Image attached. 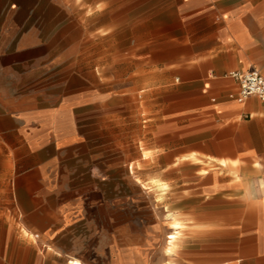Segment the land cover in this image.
Masks as SVG:
<instances>
[{
  "label": "crops",
  "instance_id": "obj_1",
  "mask_svg": "<svg viewBox=\"0 0 264 264\" xmlns=\"http://www.w3.org/2000/svg\"><path fill=\"white\" fill-rule=\"evenodd\" d=\"M252 68L264 0H0V264H264V101L229 96ZM138 75L159 214L121 191Z\"/></svg>",
  "mask_w": 264,
  "mask_h": 264
},
{
  "label": "rangeland",
  "instance_id": "obj_2",
  "mask_svg": "<svg viewBox=\"0 0 264 264\" xmlns=\"http://www.w3.org/2000/svg\"><path fill=\"white\" fill-rule=\"evenodd\" d=\"M73 50L76 52H79L81 50V44L79 43V40H76V42H74ZM93 50L96 51L95 46ZM106 62H107L106 64L111 65V61H106ZM109 65H108L109 68L106 70V75H105L106 86L112 87L114 85L117 86L118 84L128 82L129 77L127 76L126 77L125 76H122V77L114 76L113 69ZM137 87H138V90L136 92L132 91L130 93L131 101L135 99V102H136V110H135L136 122L134 126L131 125L130 127L131 130L133 127L136 130V134H137L136 146L129 144L127 135L122 136V158L124 157L127 160H133V162L131 163L133 172L130 173L129 170L125 174L122 172L121 191H122V194H129V193L134 194L135 193L137 202H138V211L143 212V213L150 211L151 205L149 204L150 203L149 201L154 195L157 202L152 204V207H153L152 209L159 214L164 209L170 210V211L175 210V209H172L170 205L161 203L162 195L160 191H156L154 189L153 191L147 193L146 190L141 186L142 183L139 182V179H140V181L144 183L145 177L146 176L148 177V174L149 176H151L148 171L144 170L145 164L143 163L141 156H140V155H143L146 157L150 155V153L145 150L143 141H141L142 135L144 134V126H143L144 121L143 120L146 119L147 116L150 114V109H148V107L146 106V100L149 96V93L146 91L145 79L143 76H139V75L137 76ZM111 94L113 93L111 92ZM130 111L132 112L133 110H132V107L131 109L129 108L128 102L124 104V106L122 105V111H121L122 115L128 116ZM106 131L116 132L117 129L115 128L113 130L112 126L109 125V127L106 128ZM128 131H129V126L127 125L125 128L122 129L121 132L122 134H125V133L127 134ZM129 180L136 183V186H134V184L132 183L129 186L128 184ZM154 192L156 194H152ZM167 224L169 225L170 223H167Z\"/></svg>",
  "mask_w": 264,
  "mask_h": 264
},
{
  "label": "built area",
  "instance_id": "obj_3",
  "mask_svg": "<svg viewBox=\"0 0 264 264\" xmlns=\"http://www.w3.org/2000/svg\"><path fill=\"white\" fill-rule=\"evenodd\" d=\"M229 75L234 78L238 84L237 94H230L231 98L238 102L244 101L248 96L255 95L264 101V77L257 69H248L244 71H230Z\"/></svg>",
  "mask_w": 264,
  "mask_h": 264
},
{
  "label": "bare ground",
  "instance_id": "obj_4",
  "mask_svg": "<svg viewBox=\"0 0 264 264\" xmlns=\"http://www.w3.org/2000/svg\"><path fill=\"white\" fill-rule=\"evenodd\" d=\"M139 182L142 183L141 185L144 187V183L141 182L140 179H139ZM180 223H181V222H180ZM180 223H179L177 220H171V221H170V224H169V227H170L171 229H172V228H173V229H174V228L176 229V228H178V227L181 226ZM181 224H182V223H181ZM176 230L178 231V229H176ZM172 231H173V230H172ZM177 233H178V232H177ZM171 234H172V235H170V236L172 237V239H170L169 242H171V241L176 237V235H175L174 232H172ZM170 236H169V238H171ZM170 246H171V245H170ZM172 246H173V245H172ZM172 246H171V247H172ZM171 247H170V248H171ZM166 250H167V249H166ZM75 264H80V263L77 262V261H75Z\"/></svg>",
  "mask_w": 264,
  "mask_h": 264
}]
</instances>
